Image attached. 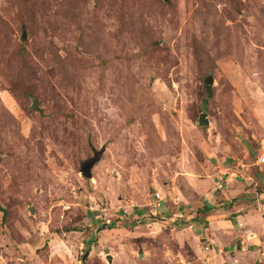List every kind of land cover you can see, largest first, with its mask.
I'll use <instances>...</instances> for the list:
<instances>
[{"label": "rangeland", "instance_id": "374dc122", "mask_svg": "<svg viewBox=\"0 0 264 264\" xmlns=\"http://www.w3.org/2000/svg\"><path fill=\"white\" fill-rule=\"evenodd\" d=\"M262 155L264 0H0V264H264L204 207Z\"/></svg>", "mask_w": 264, "mask_h": 264}, {"label": "crops", "instance_id": "0c3cea01", "mask_svg": "<svg viewBox=\"0 0 264 264\" xmlns=\"http://www.w3.org/2000/svg\"><path fill=\"white\" fill-rule=\"evenodd\" d=\"M258 164L256 163L258 167L254 168V172H242L243 176H240L239 179H233L231 175L228 176L226 178V187L228 188L225 191L216 193L212 191V193L204 195V199L207 201L204 207L210 210V215L213 212H222L224 215L222 216L224 219H220L218 222L213 219L209 223L210 233H213L212 228L219 229V236L213 240L215 246L211 245L212 250L210 252L215 247L223 255H227L233 246H235L236 251H243L247 247L254 251H260V247L263 248L264 164H259L260 166ZM222 171L225 173L227 170L224 171L223 169ZM229 196L233 197L235 201H229ZM253 198L254 201L251 200ZM220 200L224 203L228 201L227 206L224 207L222 204L217 206V202ZM240 233L243 234L240 235ZM226 255L224 257H227Z\"/></svg>", "mask_w": 264, "mask_h": 264}, {"label": "water", "instance_id": "95a60500", "mask_svg": "<svg viewBox=\"0 0 264 264\" xmlns=\"http://www.w3.org/2000/svg\"><path fill=\"white\" fill-rule=\"evenodd\" d=\"M25 37V35H23ZM205 84H212V80L210 78L207 79ZM199 126H207L208 122L206 120V117L204 115H201L198 120ZM101 152H95L94 158L87 160L81 165L80 172L82 173V176L86 179H90L92 177V169L100 160Z\"/></svg>", "mask_w": 264, "mask_h": 264}, {"label": "built area", "instance_id": "2783aa9c", "mask_svg": "<svg viewBox=\"0 0 264 264\" xmlns=\"http://www.w3.org/2000/svg\"><path fill=\"white\" fill-rule=\"evenodd\" d=\"M257 163L264 164V155H262L260 158L257 159ZM156 198L159 199V194H156ZM205 249L208 250L209 248L207 247Z\"/></svg>", "mask_w": 264, "mask_h": 264}, {"label": "trees", "instance_id": "16d2710c", "mask_svg": "<svg viewBox=\"0 0 264 264\" xmlns=\"http://www.w3.org/2000/svg\"><path fill=\"white\" fill-rule=\"evenodd\" d=\"M111 226H112V227H113V226L116 227V226H118V224H117V223H113Z\"/></svg>", "mask_w": 264, "mask_h": 264}]
</instances>
